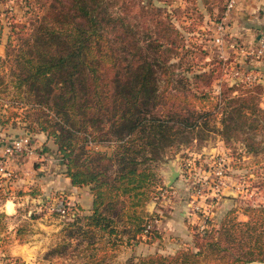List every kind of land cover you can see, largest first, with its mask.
<instances>
[{"label": "trees", "instance_id": "trees-1", "mask_svg": "<svg viewBox=\"0 0 264 264\" xmlns=\"http://www.w3.org/2000/svg\"><path fill=\"white\" fill-rule=\"evenodd\" d=\"M41 8L30 24L13 26L0 55V125L22 121L30 133L47 134L72 184L91 188V213L63 218V243L47 257L77 242L78 264H108L154 217L146 206L156 193V163L211 132L218 105L205 88L214 69L189 78L187 39L174 11L154 0H45ZM256 89L222 96L226 142L235 133L255 146L251 133L264 123ZM248 215L245 222L227 215L197 235L196 251L131 256L124 264H264V205Z\"/></svg>", "mask_w": 264, "mask_h": 264}, {"label": "rangeland", "instance_id": "rangeland-1", "mask_svg": "<svg viewBox=\"0 0 264 264\" xmlns=\"http://www.w3.org/2000/svg\"><path fill=\"white\" fill-rule=\"evenodd\" d=\"M44 1L0 0V55H5L13 26L30 24L37 14L42 13ZM154 1L157 6L174 11L173 21L187 39L183 67L189 70V78L195 71L214 69L212 84L205 90L210 92L218 107L210 122L211 132H206L202 140L194 139L186 145L174 146L164 159L156 163V193L146 206L150 216L161 217L160 223L152 230L154 233L140 236L134 245L121 246L108 264H124L131 256L154 253L168 256L183 249L196 251L197 235H207L227 215L234 216L239 222L248 221L250 209L264 205V123L251 133L256 142L253 148L243 141L244 136L231 133L232 138L226 142L219 131L225 117V112L220 110L225 104L224 98L222 100L224 94L240 97L247 88L259 85L261 89H256L255 95L264 108V53H259L260 37L240 53V47L245 45L239 41L235 30L231 31L233 10L228 11L227 0ZM221 23L225 25L226 34L224 43L219 45L215 39ZM7 96L3 95V100H10ZM197 108L210 110L207 106ZM21 122L14 127L7 126V129L24 128L25 124ZM102 148L108 149L107 144ZM185 163L191 165L183 167ZM171 165L181 175L168 187ZM199 187L203 191L201 198L194 193ZM193 204L199 209H194ZM78 209L76 215L91 213V209L81 206ZM29 210L26 206L19 208L21 222L16 227L19 228L16 235L14 230L10 233L7 229L0 230L1 235L4 233L0 237L1 264H78L83 245L77 242L68 245L67 254L47 257L50 250L63 243V228L68 225L65 219L56 214L49 216L48 219H54L55 230L47 231L34 222L40 214ZM173 211H176L177 218L171 227L167 218ZM183 211H187L189 218L179 214ZM19 245L25 249L20 250Z\"/></svg>", "mask_w": 264, "mask_h": 264}, {"label": "crops", "instance_id": "crops-1", "mask_svg": "<svg viewBox=\"0 0 264 264\" xmlns=\"http://www.w3.org/2000/svg\"><path fill=\"white\" fill-rule=\"evenodd\" d=\"M230 19L231 31L235 30L234 33L239 41L245 45L239 48L241 51L239 52L242 53L248 45L256 43L258 36L264 35L262 34L264 0H240L233 9ZM232 45L235 47V44ZM22 137L30 138L33 153L31 155L13 153L7 156L8 168L14 174L11 189L15 198L0 202V230L7 229L8 233L14 230L13 234L16 235L19 230L16 227L21 222L19 208L25 206L31 213L34 210L40 214V217L34 220L35 223L47 231L55 230V224L52 223L54 219H48L49 216L54 215L46 212L47 206L42 203L44 199L50 200L60 194H63L71 205L78 204L90 210L93 201L91 189L72 184L71 179L64 173V163L58 153L57 145L47 134L43 132L33 134L22 127H19V130L3 129L0 125V160L3 159L5 148L15 139ZM32 192L37 194L34 195ZM20 193L23 195H19ZM186 212L179 214L189 218ZM176 218V211L169 212L167 224L174 226ZM1 232L0 237L4 235V233L1 235ZM19 246L20 250L25 249L22 245Z\"/></svg>", "mask_w": 264, "mask_h": 264}, {"label": "built area", "instance_id": "built-area-1", "mask_svg": "<svg viewBox=\"0 0 264 264\" xmlns=\"http://www.w3.org/2000/svg\"><path fill=\"white\" fill-rule=\"evenodd\" d=\"M239 3V0H227V9L228 11H231L235 9L237 4ZM226 34V28L224 24H219L217 27V36H216V43L219 45H222L224 43V35ZM259 53H264V36L260 37V49ZM13 153H17L18 155H31L33 153L31 142L29 137H22L19 139H15L10 146L5 148L4 150V156L3 159L0 160V202L5 201L6 199L15 198L13 194V190L11 189L12 181L14 174L13 172L8 168V160L7 156ZM191 165V163H185L183 167H187ZM196 196H199L200 198L203 197V191L199 187L195 189L194 191ZM198 197V198H199ZM42 205H46L47 208L45 209L46 212L49 214H58L61 218L73 217L76 215V212L72 210V207L70 206V203L68 200L63 196H54L53 198H50L49 202L44 201ZM194 209H199V206H194ZM196 207V208H195ZM161 218V217H160ZM160 218L154 217L148 221L146 230H145V236H148V234L151 233L153 229L156 228V226L160 223Z\"/></svg>", "mask_w": 264, "mask_h": 264}, {"label": "water", "instance_id": "water-1", "mask_svg": "<svg viewBox=\"0 0 264 264\" xmlns=\"http://www.w3.org/2000/svg\"><path fill=\"white\" fill-rule=\"evenodd\" d=\"M171 174L169 176L168 179V187H171L173 185V183L178 179V177L181 175V172L179 170L176 169L175 166L171 165Z\"/></svg>", "mask_w": 264, "mask_h": 264}]
</instances>
